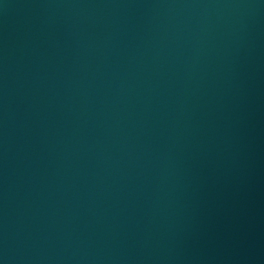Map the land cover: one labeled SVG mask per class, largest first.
Here are the masks:
<instances>
[{"label":"water","instance_id":"95a60500","mask_svg":"<svg viewBox=\"0 0 264 264\" xmlns=\"http://www.w3.org/2000/svg\"><path fill=\"white\" fill-rule=\"evenodd\" d=\"M0 264H264V0H0Z\"/></svg>","mask_w":264,"mask_h":264}]
</instances>
